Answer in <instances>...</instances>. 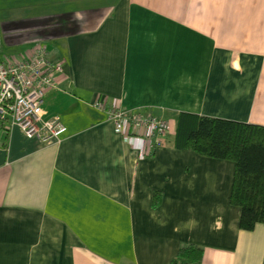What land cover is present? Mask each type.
<instances>
[{"label":"crops","instance_id":"1","mask_svg":"<svg viewBox=\"0 0 264 264\" xmlns=\"http://www.w3.org/2000/svg\"><path fill=\"white\" fill-rule=\"evenodd\" d=\"M35 44L61 62L41 109L65 131L0 133V264H169L184 244L264 264L233 162L173 144L180 112L264 126V0H0V57ZM95 100L167 121L162 145L115 133Z\"/></svg>","mask_w":264,"mask_h":264},{"label":"built area","instance_id":"2","mask_svg":"<svg viewBox=\"0 0 264 264\" xmlns=\"http://www.w3.org/2000/svg\"><path fill=\"white\" fill-rule=\"evenodd\" d=\"M46 54L44 45L35 44L21 56L0 57V133L16 126L25 137L46 142L65 131L57 115L44 118L41 109L44 92L54 86L55 76L62 71L61 62ZM91 106L104 112L114 132L123 138L127 132H142L148 152L162 145L168 133L167 121L150 113L116 108L104 100H95Z\"/></svg>","mask_w":264,"mask_h":264},{"label":"trees","instance_id":"3","mask_svg":"<svg viewBox=\"0 0 264 264\" xmlns=\"http://www.w3.org/2000/svg\"><path fill=\"white\" fill-rule=\"evenodd\" d=\"M173 144L211 158L233 162L228 201L239 208L237 227L251 230L264 224V126L180 112ZM202 249L178 247L169 264H198Z\"/></svg>","mask_w":264,"mask_h":264},{"label":"rangeland","instance_id":"4","mask_svg":"<svg viewBox=\"0 0 264 264\" xmlns=\"http://www.w3.org/2000/svg\"><path fill=\"white\" fill-rule=\"evenodd\" d=\"M2 55V54H1ZM9 55V57L11 56V55H14V53L13 54H8ZM6 57H8V56H6ZM11 57H13V56H11Z\"/></svg>","mask_w":264,"mask_h":264}]
</instances>
